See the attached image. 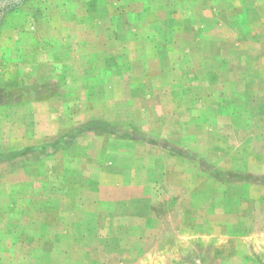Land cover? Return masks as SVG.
I'll use <instances>...</instances> for the list:
<instances>
[{
	"label": "rangeland",
	"instance_id": "rangeland-1",
	"mask_svg": "<svg viewBox=\"0 0 264 264\" xmlns=\"http://www.w3.org/2000/svg\"><path fill=\"white\" fill-rule=\"evenodd\" d=\"M0 264H264V0H0Z\"/></svg>",
	"mask_w": 264,
	"mask_h": 264
}]
</instances>
